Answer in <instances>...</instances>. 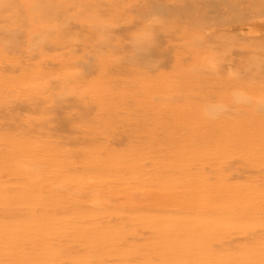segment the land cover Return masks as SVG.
Listing matches in <instances>:
<instances>
[{
	"label": "rangeland",
	"instance_id": "obj_1",
	"mask_svg": "<svg viewBox=\"0 0 264 264\" xmlns=\"http://www.w3.org/2000/svg\"><path fill=\"white\" fill-rule=\"evenodd\" d=\"M0 264H264V0H0Z\"/></svg>",
	"mask_w": 264,
	"mask_h": 264
},
{
	"label": "clouds",
	"instance_id": "obj_2",
	"mask_svg": "<svg viewBox=\"0 0 264 264\" xmlns=\"http://www.w3.org/2000/svg\"><path fill=\"white\" fill-rule=\"evenodd\" d=\"M233 97H234L235 101H237V102H241V101L246 100V97L240 92H235L233 94ZM224 110H225V105H223V104L210 105L204 109L205 114L210 116V117H215L216 115H218L220 112H223ZM24 167L28 168L27 165H25Z\"/></svg>",
	"mask_w": 264,
	"mask_h": 264
},
{
	"label": "bare ground",
	"instance_id": "obj_3",
	"mask_svg": "<svg viewBox=\"0 0 264 264\" xmlns=\"http://www.w3.org/2000/svg\"><path fill=\"white\" fill-rule=\"evenodd\" d=\"M24 193V192H23ZM9 204V203H8Z\"/></svg>",
	"mask_w": 264,
	"mask_h": 264
}]
</instances>
